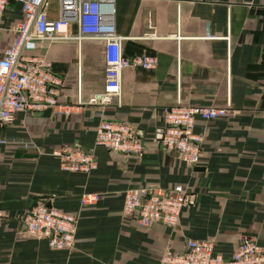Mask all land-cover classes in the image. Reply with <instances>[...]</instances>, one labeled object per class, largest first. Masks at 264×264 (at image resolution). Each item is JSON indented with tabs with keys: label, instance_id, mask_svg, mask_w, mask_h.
Wrapping results in <instances>:
<instances>
[{
	"label": "crops",
	"instance_id": "0c3cea01",
	"mask_svg": "<svg viewBox=\"0 0 264 264\" xmlns=\"http://www.w3.org/2000/svg\"><path fill=\"white\" fill-rule=\"evenodd\" d=\"M58 6L50 1V17H58ZM111 6L126 55L155 54L158 65L126 68L119 100L101 107L89 99L104 85L103 40L71 37L25 49L46 56L63 79V108L21 111L0 127V137L36 144L0 143V264H158L169 245L182 251L189 239L211 240L229 257L243 235L264 247V0H111ZM22 19V4L10 0L0 19V55ZM68 34H78L76 22ZM177 103L234 111L197 117L195 131L204 140L193 166L158 143L163 108ZM101 116L133 124L144 155L96 146ZM64 144L92 149L97 169H61L51 152ZM177 184L196 192L197 201L176 227L141 226L124 214L126 189ZM88 194L96 198L82 204ZM37 202L79 214L72 249L23 233L22 215Z\"/></svg>",
	"mask_w": 264,
	"mask_h": 264
},
{
	"label": "built area",
	"instance_id": "2783aa9c",
	"mask_svg": "<svg viewBox=\"0 0 264 264\" xmlns=\"http://www.w3.org/2000/svg\"><path fill=\"white\" fill-rule=\"evenodd\" d=\"M16 1L22 4L23 19L16 25L17 36L13 43L0 55V127L12 123L21 111L39 112L57 107L62 111L59 98L63 79L53 71L46 56L24 52L25 49L35 48L36 42L71 37L103 40L104 85L89 99V103L101 107L119 100L126 68L154 69L158 65L159 59L155 54L126 55L123 37L115 30L111 0H58L57 18L50 17L46 10L51 0ZM9 2L0 0V19ZM73 22L78 24L76 36L68 34ZM233 113L230 106L195 107L181 103L166 106L163 108L164 126L158 143L167 152L178 153L186 164L196 165L202 156L204 140L203 135L195 131L197 117L214 120ZM0 143L36 147L34 142L25 139L0 137ZM95 145L138 158L145 152L144 140L133 124L102 116L96 128ZM51 153L59 159L60 167L65 171L89 174L98 167L94 151L80 145H60ZM95 198L84 195L82 204H88ZM196 201V192L183 184L172 188L143 185L124 191L123 212L141 226L161 222L176 227L182 211ZM22 222L23 233L46 239L55 249H72L75 245L78 213L37 202L25 212ZM158 264H264V247L255 237L243 235L233 254L225 257L216 251L213 241L189 239L182 251H176L169 245Z\"/></svg>",
	"mask_w": 264,
	"mask_h": 264
},
{
	"label": "rangeland",
	"instance_id": "374dc122",
	"mask_svg": "<svg viewBox=\"0 0 264 264\" xmlns=\"http://www.w3.org/2000/svg\"><path fill=\"white\" fill-rule=\"evenodd\" d=\"M26 211H27V210H26ZM26 211H25V212H26ZM25 212L23 213V215L25 214ZM23 215H22V217H23Z\"/></svg>",
	"mask_w": 264,
	"mask_h": 264
},
{
	"label": "water",
	"instance_id": "95a60500",
	"mask_svg": "<svg viewBox=\"0 0 264 264\" xmlns=\"http://www.w3.org/2000/svg\"><path fill=\"white\" fill-rule=\"evenodd\" d=\"M161 134V133H160ZM160 134H159V136H160Z\"/></svg>",
	"mask_w": 264,
	"mask_h": 264
}]
</instances>
